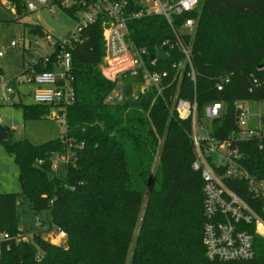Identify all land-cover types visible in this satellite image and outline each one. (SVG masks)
I'll use <instances>...</instances> for the list:
<instances>
[{
	"label": "trees",
	"instance_id": "obj_1",
	"mask_svg": "<svg viewBox=\"0 0 264 264\" xmlns=\"http://www.w3.org/2000/svg\"><path fill=\"white\" fill-rule=\"evenodd\" d=\"M6 1L26 9L24 0ZM191 16L198 18L197 32L185 38L196 83L186 68L179 86L174 82L163 96L156 91L134 95L127 86L126 98L116 103L107 96L117 83L101 68L104 19L83 28L72 48L77 96L66 115L68 136L85 144L77 165L66 173L51 170L52 153L64 147L60 138L34 144L9 133V139L1 140L20 166L22 195L35 211L51 209L52 224L67 233L66 245L48 241L40 232L24 238L16 226L18 195L0 193V232L11 235L2 242L0 264H264L261 236L251 260L223 262L206 255L203 181L192 168V121L179 118L171 99L176 91L184 98L196 95L201 113L206 104L224 101L225 114L213 128L221 139L236 128L238 101L264 100V0H201ZM26 27L33 36L47 34L41 24ZM129 29L138 45L153 52L160 46L168 51L163 41L174 37L162 16L135 19ZM174 56L182 58L178 52ZM161 67L174 75L170 64ZM226 75L231 82L220 91L216 82ZM252 75L259 86L252 84ZM50 110L48 105L24 107L33 118ZM160 145V165L153 176ZM242 150L244 166L264 178L260 141H246ZM41 159L43 164L37 165ZM230 184L252 202L247 182Z\"/></svg>",
	"mask_w": 264,
	"mask_h": 264
},
{
	"label": "built area",
	"instance_id": "obj_2",
	"mask_svg": "<svg viewBox=\"0 0 264 264\" xmlns=\"http://www.w3.org/2000/svg\"><path fill=\"white\" fill-rule=\"evenodd\" d=\"M25 3L26 9L30 11L38 10L39 5H58L77 18L75 27L59 40L46 34L44 37L48 38L52 51L48 50L38 60L25 61L21 74L9 80L10 86L7 88V92L12 94L15 85H33L36 102L54 108L57 118H65L66 131L60 136L64 147L51 155V170L55 173H61L62 169L66 173L69 167H75L79 152L85 145L68 136L66 123L67 110L75 103L77 96L72 48L84 27L100 18L104 19L106 53L102 72L117 86L127 79H137L142 88L133 91L134 95L156 91L163 96L174 82L177 81L179 86L186 68H189L188 75L196 83L191 48L185 37H194L190 33H194L199 21L191 14L200 9L201 0H28ZM148 16L164 17L174 33L173 39L163 41L168 51L160 46L170 56L169 60H161L157 55L158 50L153 52L140 46L131 37V21ZM40 44L36 40L34 50ZM11 45L18 47V42L12 41ZM175 52L182 55L180 60H175V56L172 59ZM165 63L175 70L174 75L169 69L161 67ZM251 78L254 86L260 85L256 76L252 75ZM230 82L231 75L222 76L216 82V87L221 91ZM125 98V90L116 91L115 88L108 94L107 101L116 103ZM171 99L172 109L179 118L192 121L191 139L195 154L192 168L200 173L203 181V244L206 255L211 260L223 262L253 259L256 255V239L258 236L264 238V178L252 175L244 166L242 143L258 139L260 148H264V100L258 101L262 109L259 125H252L249 121L251 112L245 105L247 100L238 101L236 128L221 139L214 134L213 128L214 122L225 114L224 101L206 104L201 113L196 95L189 99L180 97L176 91ZM43 162V159L37 160L36 164L41 165ZM244 181L248 184L252 202L230 184ZM57 236L63 243L67 241L65 231L58 229V234L50 239ZM10 238L9 232H0V257L2 242ZM42 255L39 253L38 259Z\"/></svg>",
	"mask_w": 264,
	"mask_h": 264
},
{
	"label": "rangeland",
	"instance_id": "obj_3",
	"mask_svg": "<svg viewBox=\"0 0 264 264\" xmlns=\"http://www.w3.org/2000/svg\"><path fill=\"white\" fill-rule=\"evenodd\" d=\"M35 23L41 24L54 40H59L75 27L77 18L58 5L54 7L39 5L38 10L30 11L25 7L18 9L10 2L0 0V51L3 52V55L0 56V122L12 138L26 139L34 144H42L52 139H58L61 134L65 133V118L62 116L57 118L54 108L40 117L26 116L25 106L41 105L34 98V86L31 84L22 83L15 86L12 84L15 88L14 93L7 92V88L10 86L9 80L21 74L25 61L38 60L48 50L52 51L47 37L33 36L27 30V24ZM197 28L194 33L190 34L195 36ZM36 40H39L41 44L34 50ZM12 41H17L18 47H12ZM127 86L135 92L142 88V84L137 79L131 78L116 86V91L125 90ZM245 105L251 112L249 118L251 124L259 125V113L262 111L259 102L247 100ZM160 152L161 145L153 162L151 170L153 176L156 175L160 165ZM61 173H64L63 169ZM19 175V164L0 140V193L9 192L18 195L16 226L19 233L26 239H31L37 232L50 236V238L56 236L58 229L52 224L51 209L40 211L32 209L30 201L22 195L23 188ZM148 187L150 188V185ZM146 202L147 199L142 206L138 226L145 212ZM135 233L137 234V230ZM50 238L48 241L55 244L63 243L57 239L58 236L54 239ZM63 244L66 245V241ZM131 256L132 253L129 254L128 259ZM127 264H129V260Z\"/></svg>",
	"mask_w": 264,
	"mask_h": 264
},
{
	"label": "water",
	"instance_id": "obj_4",
	"mask_svg": "<svg viewBox=\"0 0 264 264\" xmlns=\"http://www.w3.org/2000/svg\"><path fill=\"white\" fill-rule=\"evenodd\" d=\"M158 57L161 60H169L170 56L163 50L162 47H158ZM9 139V132L6 130L5 126L0 122V140Z\"/></svg>",
	"mask_w": 264,
	"mask_h": 264
},
{
	"label": "crops",
	"instance_id": "obj_5",
	"mask_svg": "<svg viewBox=\"0 0 264 264\" xmlns=\"http://www.w3.org/2000/svg\"><path fill=\"white\" fill-rule=\"evenodd\" d=\"M43 236H44L45 239H49L50 238V236H45V235H43Z\"/></svg>",
	"mask_w": 264,
	"mask_h": 264
}]
</instances>
